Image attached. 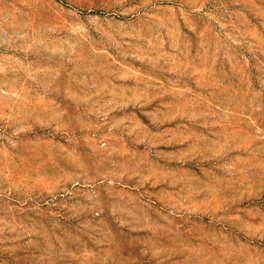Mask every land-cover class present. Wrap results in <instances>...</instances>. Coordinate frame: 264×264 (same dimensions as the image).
I'll return each instance as SVG.
<instances>
[{
    "label": "rangeland",
    "instance_id": "rangeland-1",
    "mask_svg": "<svg viewBox=\"0 0 264 264\" xmlns=\"http://www.w3.org/2000/svg\"><path fill=\"white\" fill-rule=\"evenodd\" d=\"M0 264H264V0H0Z\"/></svg>",
    "mask_w": 264,
    "mask_h": 264
}]
</instances>
